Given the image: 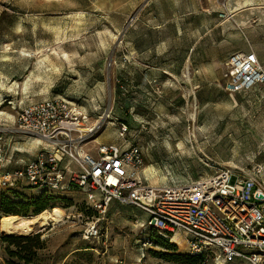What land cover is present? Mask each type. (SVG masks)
<instances>
[{"label":"rangeland","instance_id":"374dc122","mask_svg":"<svg viewBox=\"0 0 264 264\" xmlns=\"http://www.w3.org/2000/svg\"><path fill=\"white\" fill-rule=\"evenodd\" d=\"M236 51H253L264 67V0H0V153L13 166L32 159L37 142L20 131L19 109L59 95L100 121L86 149L140 147L150 184L219 167L264 182V85L224 91V63ZM8 204L32 228L0 231V264H199L180 237L149 233L131 206L111 203L100 238L84 240L95 213L77 190L0 188V219ZM53 207L63 221L43 226L36 217Z\"/></svg>","mask_w":264,"mask_h":264},{"label":"built area","instance_id":"2783aa9c","mask_svg":"<svg viewBox=\"0 0 264 264\" xmlns=\"http://www.w3.org/2000/svg\"><path fill=\"white\" fill-rule=\"evenodd\" d=\"M224 66L228 94L264 85V67L253 51L229 54ZM17 124L40 139L38 151L19 166L0 153V188L81 192L95 213L83 223L84 240L100 238L101 223L116 202L143 212L149 233L180 237L200 264H264V182L257 175L219 167L190 182L150 184L141 173L140 147L112 143L98 144L94 153L86 149L100 121L92 122L85 108L59 95L23 106ZM127 132L118 124L120 138Z\"/></svg>","mask_w":264,"mask_h":264},{"label":"bare ground","instance_id":"6f19581e","mask_svg":"<svg viewBox=\"0 0 264 264\" xmlns=\"http://www.w3.org/2000/svg\"><path fill=\"white\" fill-rule=\"evenodd\" d=\"M247 2V1H245ZM66 58V55L64 54ZM35 142H40V139L33 138ZM65 213L58 207H53L50 210H45L40 213L36 218L37 221H40L43 226L48 225L50 222L53 225H57L63 221ZM34 222H32L33 224ZM30 221L25 218L18 217V216H3L0 219V231L1 233L7 236H14V235H28L31 232ZM144 257V256H143ZM139 263L141 260L139 259Z\"/></svg>","mask_w":264,"mask_h":264},{"label":"trees","instance_id":"16d2710c","mask_svg":"<svg viewBox=\"0 0 264 264\" xmlns=\"http://www.w3.org/2000/svg\"><path fill=\"white\" fill-rule=\"evenodd\" d=\"M38 200H39V205H37V207H39V208H38V212H39V211H42L43 209H45L46 204H41V203H40V199H38ZM38 200L35 201V202H38ZM12 206H13V205H10V204H8V205H4V206L2 207V210H3L7 215H17V214H18V211H16L14 208H12ZM4 239H5V241H8V242H12V241L16 240V239H13V238H8V237H5ZM18 240H21V239H18ZM191 258H192V257H191ZM193 259H195V258H193ZM195 260H197V259H195ZM197 261H198V260H197ZM198 263L200 264L199 261H198Z\"/></svg>","mask_w":264,"mask_h":264},{"label":"crops","instance_id":"0c3cea01","mask_svg":"<svg viewBox=\"0 0 264 264\" xmlns=\"http://www.w3.org/2000/svg\"><path fill=\"white\" fill-rule=\"evenodd\" d=\"M256 54V53H255ZM257 57H258V55H256ZM258 60L260 61V59H259V57H258ZM261 63V62H260ZM262 65V64H261ZM263 66V65H262ZM110 144H112V143H110ZM92 153H94V151L93 150H90ZM116 203V202H115ZM146 216V215H145ZM146 220H147V216H146Z\"/></svg>","mask_w":264,"mask_h":264}]
</instances>
